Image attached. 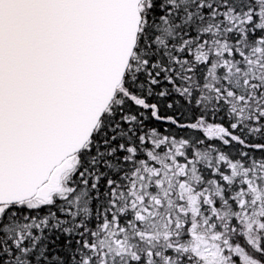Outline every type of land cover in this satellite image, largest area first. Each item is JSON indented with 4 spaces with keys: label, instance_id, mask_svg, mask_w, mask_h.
<instances>
[{
    "label": "snow or ice",
    "instance_id": "1",
    "mask_svg": "<svg viewBox=\"0 0 264 264\" xmlns=\"http://www.w3.org/2000/svg\"><path fill=\"white\" fill-rule=\"evenodd\" d=\"M0 264H264V0H0Z\"/></svg>",
    "mask_w": 264,
    "mask_h": 264
}]
</instances>
